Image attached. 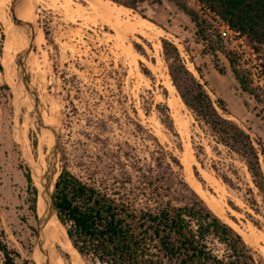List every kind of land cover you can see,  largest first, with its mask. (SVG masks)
<instances>
[{
    "label": "rangeland",
    "instance_id": "rangeland-1",
    "mask_svg": "<svg viewBox=\"0 0 264 264\" xmlns=\"http://www.w3.org/2000/svg\"><path fill=\"white\" fill-rule=\"evenodd\" d=\"M22 1L16 6L17 13ZM94 1L31 0L30 4L29 22L41 38L33 42L25 59V75L35 92L43 120L59 133L55 177L63 164L86 179L94 167L107 170L118 155L131 151L130 147L140 155L144 129L171 148L175 137L160 123L155 109L156 102H166L181 144V149L175 152L180 162L184 150H189L192 158L188 165L181 162L186 181L192 188V180L198 184L199 191L193 189L206 204L213 211L214 207L218 209L219 214L214 212L264 258V195L254 187L242 161L215 144L181 99L176 107L171 106L170 100L178 93L165 85L167 79L171 84L172 81L163 48L156 46L157 41L161 44L160 39L166 38L172 42L186 68L204 84L211 99L224 102L226 116L251 137L261 140L260 160L264 171V115L260 108L240 90L227 60L219 52L225 73L216 71L212 57L202 52L201 42L195 40L193 24L172 0H142L137 11L121 5L118 8L108 1L106 7L119 13L112 11L106 16L102 11L97 15L90 12L89 2ZM180 1L208 21L209 33L217 31V23L197 8L196 0ZM10 5L8 0L1 9L4 19H0V230L4 231L0 239L19 253L20 257L15 258L17 264L22 260L23 264H36L32 253L36 247L37 218L25 202L23 170L19 174L23 177L22 185L16 180L15 172L19 164L27 166L39 154L44 157L45 166L54 136L39 125L32 99L19 78V52L27 44L13 48L9 75L1 63L7 28L13 25ZM73 10L82 14L77 15ZM113 15L118 18L115 20ZM141 18L148 21H143L149 26L146 34L131 27ZM13 26L26 29L29 39L31 26ZM221 40L224 47L249 59L250 51L243 37L231 33ZM253 72L256 73L254 69ZM255 83L264 86L257 77ZM161 87L167 91L165 97L161 95ZM28 170L31 175V168ZM221 175H227L232 185L223 182ZM57 231L52 246L56 247L58 256L56 261L51 258L52 264H84L74 253L61 255L58 248L66 249V246L62 233L58 228ZM2 259L0 252V264Z\"/></svg>",
    "mask_w": 264,
    "mask_h": 264
},
{
    "label": "trees",
    "instance_id": "trees-1",
    "mask_svg": "<svg viewBox=\"0 0 264 264\" xmlns=\"http://www.w3.org/2000/svg\"><path fill=\"white\" fill-rule=\"evenodd\" d=\"M108 1L134 11L142 2ZM172 1L188 16L196 42H201L202 52L212 57L216 71L225 73L219 52L227 60L240 90L254 100L264 115V86L255 83V77L264 83V0H196L244 38L250 51L248 60L238 51L224 47L217 31L209 33L210 24L196 11L180 0ZM160 41L170 79L182 103L215 144L242 161L254 187L264 195L261 140L251 137L226 116L224 102L211 99L204 84L186 68L172 42L166 38ZM161 95H167L163 87ZM244 104L247 106L246 101ZM155 109L160 123L175 137L171 148L144 129L141 154L132 152L130 147L131 151L118 155L105 171L94 167L84 179L64 164L61 166L53 189L55 213L79 257L84 264H264V258L186 181L175 152L181 144L169 107L166 102H156ZM195 157L198 158L197 153ZM19 167L26 182L25 202L37 218V189L27 166ZM220 177L232 185L227 175ZM248 191L252 194L251 189ZM3 235L1 229L0 236ZM58 250L67 257V249ZM0 252L2 264H17L19 253L1 239Z\"/></svg>",
    "mask_w": 264,
    "mask_h": 264
},
{
    "label": "bare ground",
    "instance_id": "bare-ground-1",
    "mask_svg": "<svg viewBox=\"0 0 264 264\" xmlns=\"http://www.w3.org/2000/svg\"><path fill=\"white\" fill-rule=\"evenodd\" d=\"M96 1L89 2L90 4L88 3L89 4L88 9L90 10L91 13H95L97 15L99 11H102V13L105 14V16H106V14L112 13V11L113 12L115 11L113 8L109 9L106 7L108 0H96ZM100 1L103 4H100L99 3ZM7 2H8V0H0V19H4L2 12H1V9L3 8V6H5V4ZM30 4H31V0H23L21 2L20 6L18 8V13H17L19 18L26 20V21H30V18L32 16ZM116 7L119 8L121 6L116 5ZM122 8H124V7H122ZM76 9H79V8H76ZM74 12L75 11L73 10V13ZM115 13L118 14L119 12L115 11ZM76 14L79 15V14H82V12L81 13L77 12ZM111 16H112V14H111ZM113 16H114L115 20H116V18H118L115 15H113ZM143 21L148 22L146 19L141 18V21H136V22L134 21L135 23H133L131 27L139 33L146 34V33H148L147 30H149V26H147V24H145V22H143ZM1 22H2V20H1ZM7 25L8 24L6 23L4 26L7 27ZM7 29H8L7 34L6 35L4 34L6 37H5L4 47H3L4 55H3V59L1 61V63L3 64L5 71H7L8 75H9L10 63H11V54H12L13 48L15 46H18V45H21V46L26 45L28 40L26 39V29L17 28L11 24H9V28H7ZM32 30L35 33L34 41H39L41 38V37L39 38V32L36 33L35 28ZM160 45H161L160 42L157 41L156 46L160 47ZM165 85L170 89V91H175V88L172 86L170 80L167 79V83ZM179 101H180L179 96H175V98L170 100V104L172 107H176L177 103ZM51 118L53 119V121H56L55 116H54L55 119L53 118V115L51 116ZM43 119H45L44 115H43ZM29 121H31V120H29ZM42 134H43L44 141H45V134L44 133H42ZM190 159H192V158H191L189 150H184V152L182 154L181 162L184 165H188L190 162ZM43 162H44V157L42 156V154H39L36 157V160H34L33 162L30 163V168L32 170L31 176L33 179V183L37 187H39L37 176L40 175V173L42 172V168H44ZM188 174H190V173H188ZM54 176H55V174L49 180V187L50 188H52ZM191 185L193 186L194 189H196V190L198 189L197 191H199L198 184L195 185L193 180L191 181ZM213 207L214 206H212V208ZM213 209L217 214H219L218 209H216L215 207ZM43 211H44L43 201H42L41 196L38 194L37 195V202H36V212L38 213V215H42ZM56 227L59 229V231L62 233V235L64 237L65 246H66V249L68 250L69 254L71 255V253H74L78 258H80L78 253L75 251V249H73V247H71V245L69 243L70 241L67 239L64 228L57 221L55 215L52 214L51 217L42 226V231L40 234L42 245L40 247V250L36 246L33 253H32L33 259H34L36 264H52L51 258H52V261H56V259H57V257H56L57 254L55 252L56 247L54 248V245L52 246V242L55 240V238L57 237V234H58ZM245 237H248V236H246V234H245Z\"/></svg>",
    "mask_w": 264,
    "mask_h": 264
},
{
    "label": "water",
    "instance_id": "water-1",
    "mask_svg": "<svg viewBox=\"0 0 264 264\" xmlns=\"http://www.w3.org/2000/svg\"><path fill=\"white\" fill-rule=\"evenodd\" d=\"M20 1L21 0H11L10 9H11V13H12V23H13V25H16V26L29 25L32 27L31 22L25 21V20H23L17 16L16 6L18 3H20ZM32 29H33V27H32ZM34 35H35V33L32 30L31 34L29 36L28 42H27V46L19 52V56H20L19 78H20L21 82L23 83V85L26 87L28 94L32 99L33 112H34V114L38 120L39 125L43 128L50 130L54 136L53 143H52V145L48 151L47 158L45 159V166H44V168H42V172L40 173V175L37 176L39 187H37L35 185V187L37 189V195L39 194L41 196L42 201H43V206H44V211H43L42 215H38V213H37L36 246L40 250V247L42 245V241L40 238L42 226L51 217L52 214H54L56 217L55 206H54V201H53V189L55 186V180H56L57 176L56 177L54 176L52 188L49 187V180L55 174V164H56L57 153H58L59 133H58V130L53 125L46 123L43 120V116H42L41 111L39 110V107H38L37 97L35 95L34 90L31 87L30 83L27 81V77L25 75V59L27 58L29 51L31 49V46L34 42ZM27 168H30L29 161L27 164ZM49 170H50V176L48 177V171ZM56 219H57V217H56ZM71 247H72V245H71Z\"/></svg>",
    "mask_w": 264,
    "mask_h": 264
},
{
    "label": "built area",
    "instance_id": "built-area-1",
    "mask_svg": "<svg viewBox=\"0 0 264 264\" xmlns=\"http://www.w3.org/2000/svg\"><path fill=\"white\" fill-rule=\"evenodd\" d=\"M196 2H197V8L200 9V11H205L207 14L210 15V19L212 18L211 21H215V23H217V25H216V27H217V32H218V34L220 35L221 38H226L227 35H229V34H231V33H235L234 31H232V30L229 28L228 25H226L225 23H223V22L219 19V17H218L217 15H215V14L212 13V12H210L209 9H208L205 5L199 3L198 1H196ZM201 13H202V12H201ZM201 13H200V14H201ZM203 16H204V17H207L206 14H204ZM208 18H209V17H208ZM235 34H237V33H235ZM257 79H258V81H262V80H260L259 78H257ZM262 82H263V81H262Z\"/></svg>",
    "mask_w": 264,
    "mask_h": 264
},
{
    "label": "crops",
    "instance_id": "crops-1",
    "mask_svg": "<svg viewBox=\"0 0 264 264\" xmlns=\"http://www.w3.org/2000/svg\"><path fill=\"white\" fill-rule=\"evenodd\" d=\"M21 172H22L21 168L18 167V170L15 172L16 173L15 176H16V180L22 185L23 184V177L19 175V174H22Z\"/></svg>",
    "mask_w": 264,
    "mask_h": 264
}]
</instances>
